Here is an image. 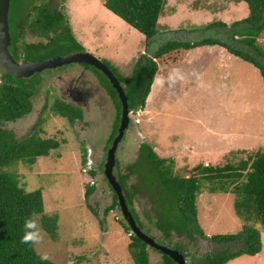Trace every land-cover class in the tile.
<instances>
[{"label": "rangeland", "instance_id": "obj_1", "mask_svg": "<svg viewBox=\"0 0 264 264\" xmlns=\"http://www.w3.org/2000/svg\"><path fill=\"white\" fill-rule=\"evenodd\" d=\"M102 2L54 0L52 6L57 5L65 13L72 35L84 48L107 61L116 74L125 78L133 74L141 56L152 55L166 40L192 41L218 36L227 40L228 31L224 29L223 33L220 27L209 30L206 26L216 21L231 25L249 14L245 1L167 0L159 19L158 34L147 38ZM32 4L33 0H26L24 4L22 0L13 1L10 13L13 27L19 15ZM38 12L39 9L34 16ZM259 39L264 47V32ZM66 48L63 46L51 56L71 54ZM220 53H224L226 59ZM41 54L46 55V52ZM199 55L201 58H193L188 65L167 68L168 74L178 70L183 79L177 77L175 83L169 81V86L161 90H158L161 86L154 85L145 108L131 113L130 126L117 146L115 175L119 173V165L122 171L138 160L143 142L153 145L167 165L172 166L173 174L180 177L190 176L191 169L200 164L223 167L230 162L237 163L246 158L247 152L264 146V81L260 70L222 47ZM79 66L72 63L60 79L45 77L49 73L36 75L39 80L42 76L45 78L41 81L44 86L40 84L42 89L37 90L41 93L33 100V110L3 126L18 139L38 132L41 137L55 138L60 144L49 156L38 157L35 164L19 162L8 170L17 173L27 191L41 188L45 213L59 215L55 238L43 228L42 217L38 216L39 225L46 233L43 242L35 245L39 254L47 253L50 260L58 264H135L128 248L132 231L125 229L123 224L127 222L120 207L106 214V208L114 200V191L104 174L103 163L107 158L104 152L114 124L117 126L118 107L110 97L105 95L103 100L96 96L91 109H83L81 117L74 121L52 109L54 97L48 92L59 93L60 88L65 91L70 86L69 77L75 72L81 73ZM93 74L94 70L88 75L89 79H94ZM98 76L108 87L104 76L101 73ZM93 83L98 86L97 82ZM222 131H229L232 138L231 134L223 133L219 142L216 133ZM239 140L242 142H235ZM85 147L90 151L86 164L82 161ZM91 170L96 171L95 176ZM88 184L96 188L87 201L84 194ZM233 185L228 179V190H232ZM211 186L213 182L204 179L201 184L204 190L197 193L196 200L198 220L205 237L192 241L186 234L176 231L173 234L174 244L186 245L190 256L199 257L218 250L219 246L207 237L238 233L243 229L244 222L234 206L235 195L231 191L214 192L208 189ZM154 202L147 196L134 199L135 209L146 226L153 227L157 220ZM262 238L263 248L258 255L243 254L227 264H264L263 231ZM148 252L150 264H164V253L149 246ZM191 261L188 257V264Z\"/></svg>", "mask_w": 264, "mask_h": 264}, {"label": "trees", "instance_id": "obj_2", "mask_svg": "<svg viewBox=\"0 0 264 264\" xmlns=\"http://www.w3.org/2000/svg\"><path fill=\"white\" fill-rule=\"evenodd\" d=\"M24 1L26 0H22V4ZM226 1H245L249 6L248 16L231 25L223 21H216L206 26L209 30L220 27L223 33L225 30L228 31L230 36L227 40L219 36L204 37L192 41L166 40L152 55L141 56L133 74L128 78L116 74L117 72L111 65L104 61L113 69L124 86L130 110L137 112L145 108L154 77L160 66H174L184 59L189 50L205 45H220L235 56L252 63L260 70L264 81V47L259 42V37L264 32V0ZM166 2L167 0H103V4L109 10L147 38H153L158 34L159 19ZM38 9L40 23L36 24L35 30L46 36L49 42L46 45H43L41 41L38 43L23 42L19 48L11 46L10 49L15 58L19 61L22 58H47L53 52H58L63 46H67L66 49L69 53L85 50L72 35L66 15L61 9L49 10L45 5ZM21 16L22 14L19 15V17ZM10 21L13 42H17L16 24L13 27L11 15ZM20 48L22 50H19ZM252 50L253 52H251ZM43 52L49 56L41 54ZM96 70L102 73L108 82L106 83L108 87L105 86L112 93L115 106L121 110L122 104L116 89L102 71ZM39 74L37 72L30 77L22 78L12 74H0L2 80L0 83V264H58L50 259L41 260V254L37 252L35 245H26L20 242L24 232V221L33 212L42 217L43 228L54 238L58 236L59 215H47L42 189L27 191L20 184L17 173L11 172L8 167L19 162L33 165L38 157L49 156L51 151L59 146L60 141L55 138H43L38 132L18 139L13 131L3 126L4 123L16 121L33 110V100L38 93H41V90L37 92L43 80V78L37 79L36 75ZM52 109L71 121L82 115L81 110L58 100L53 103ZM119 119L120 117L108 147L117 134ZM84 152L82 161L86 164L88 160L86 147ZM249 152H247L246 158L237 163L230 162L223 167L200 164L191 169L190 176L180 177L173 174L172 166L167 165L166 159L159 156L153 145L143 142L138 160L129 164L122 171L119 165V173L116 176L121 183L130 211L136 218L139 227L142 230H147L145 233L151 235L156 241L163 240L164 245L180 251L186 257L187 264L188 257L192 259L189 264H227L230 260L243 254L257 255L263 248L264 146H257ZM91 174L95 176L96 171L91 170ZM204 179L213 182V186L208 189L225 193L231 191L235 195L234 206L244 225L238 233H219L207 237L208 240L219 246L218 250H213L206 255H199V257L194 254L190 256L187 254L186 245L174 244L173 234L175 231L181 235L186 234L192 241L205 237L203 228L199 224L196 203L197 193L204 188L201 187ZM228 179L232 184H235L232 190H228ZM95 188V185L88 184L86 186L84 197L87 201ZM138 196H147L156 201L154 202L157 204L154 209L157 219L154 222L155 226H146L137 213L134 199ZM117 206L120 207L119 199L114 192V200L106 208V214ZM89 207L91 210L93 209L91 206ZM94 213L96 214V212ZM123 225L127 232L131 231L127 223L124 222ZM153 228H156L158 233L156 229L153 231ZM130 237L131 242L128 248L134 263L150 264L149 245L133 232ZM163 256L164 264H177L170 256L166 254Z\"/></svg>", "mask_w": 264, "mask_h": 264}, {"label": "water", "instance_id": "obj_3", "mask_svg": "<svg viewBox=\"0 0 264 264\" xmlns=\"http://www.w3.org/2000/svg\"><path fill=\"white\" fill-rule=\"evenodd\" d=\"M11 1L12 0H0V74H12L19 78L30 77L36 72H40L47 68H56L72 63H87L101 70L108 77L118 93L122 104V112L118 134L109 149L107 161L104 166L105 177L112 186V189L118 195L121 211L132 232L143 239L149 246L170 256L177 264H187V259L184 254L175 248L157 242L152 236L145 233L139 227L133 213L129 209L121 183L118 181L114 173L117 146L122 140L125 130L131 122L132 112L129 108L127 93L121 81L108 64L88 50L73 52L66 56H55L37 62L19 61L14 57L10 50L12 44V36L10 32Z\"/></svg>", "mask_w": 264, "mask_h": 264}, {"label": "flooded vegetation", "instance_id": "obj_4", "mask_svg": "<svg viewBox=\"0 0 264 264\" xmlns=\"http://www.w3.org/2000/svg\"><path fill=\"white\" fill-rule=\"evenodd\" d=\"M33 1H34V4H32V6H30L26 10L24 15L22 14V16L19 17V19H18V21L16 23L15 29H16V35L18 36V39H17V42L16 41L13 42V37H12L11 46L13 48H19V46L23 42L38 43V41L39 42L41 41V42H43V45H46L47 42H49V39H47L46 36L41 35L40 33H38L35 30L36 24L40 23V18L38 17V14L36 16H34V13L38 10L37 8H39L42 5H45L49 10H52V9H57L58 10L59 8H58L57 5L56 6H52V3H53L54 0H33ZM10 32H11V21H10ZM11 36H12V34H11ZM27 37H30L31 39L28 40ZM19 50H22V49L20 48ZM79 51H87V49L85 48V50H79ZM11 52H12V50H11ZM74 52H77V51H74ZM71 53H73V52H71ZM25 57H27V56H25ZM48 58H52V56L51 57H47V58L37 57V58H34V59H32V58L31 59L22 58L20 61L37 62L39 60H44V59H48ZM77 64L81 65V67L79 66L80 69H78L79 71H81V73L79 74V73L75 72V73H73V75H71L69 77L70 78V83H69L70 86H68L67 89H65V91H64L63 88L62 89L60 88V92L59 93H55L53 91L52 92H48L49 95L54 97V102L56 100L62 101V102H66V103H69L72 106H74L75 108H77V109L82 111L83 109L84 110H90L91 109V106H92L91 102L93 100H95L96 96L99 99H103L104 100V99H106L104 97L106 95L107 98L110 97L111 99L114 100V98L112 96V93H110L109 89L105 86V84L103 83L102 79L98 76L100 72H97V70H96L97 68L95 69L94 66H91V65H89L87 63H77ZM68 65L72 66V64H68ZM71 66L70 67H64V65H63V66L56 67V68H47V69H44V70L40 71L39 73L42 74V75H44V73H49V75H46L45 77H50L51 78V77L56 76V77H58L60 79V78L63 77L64 70L65 69L68 70V68H71ZM93 70H94V74H93V77L92 76L91 77L94 78V79H89L90 76H88V75L91 74V72ZM97 73H98V75H97ZM45 77L42 76V78H45ZM94 81L98 83V86L97 85L96 86L93 85ZM51 85L56 87V85L53 82H51ZM96 87H100V89H97ZM59 94L61 96V99H60ZM56 96H57V98H56ZM117 111H119V113L117 112V118H119L120 115H121L122 110L117 108ZM132 113H134V112L132 111ZM120 121H121V118H120ZM131 121H132V117H131ZM130 123H129L127 129L129 128ZM119 126H120V122H119ZM118 129H119V127H118ZM114 131H115V124H114L113 130H112V133ZM112 133H111V136H112ZM117 134H118V131H117ZM117 134H116V136H117ZM114 139H113V141H114ZM113 141H112V143H113ZM121 142H122V140L119 142V144ZM108 144H109V142H108ZM111 146H112V144L107 148L106 152H104V150H103V152L105 153L104 157L108 156V152H109V149L111 148ZM118 149L119 148L117 147V150ZM117 150H116V153L118 152ZM84 154H85V152H84ZM89 154H90V151H87V154H86L87 158H88ZM106 161H107V158H106ZM105 163L106 162L103 163V166H105Z\"/></svg>", "mask_w": 264, "mask_h": 264}, {"label": "clouds", "instance_id": "obj_5", "mask_svg": "<svg viewBox=\"0 0 264 264\" xmlns=\"http://www.w3.org/2000/svg\"><path fill=\"white\" fill-rule=\"evenodd\" d=\"M177 77H179L181 80L183 79V77L179 74V71L178 70H173V73H170L169 76L167 77V79L169 81H171L172 83H175ZM164 82H165V80H164L163 77H154V84H158V85H161L162 86L164 84ZM23 227H24V232H23V235H22L21 240H20V242L22 244H26V245H39L45 239L46 233L43 232V230L41 229V227L39 225L38 214L37 213L33 212L30 215V217L26 218L25 221H24ZM50 258L51 257L47 253H44V254H41L40 255V259L41 260H49Z\"/></svg>", "mask_w": 264, "mask_h": 264}, {"label": "crops", "instance_id": "obj_6", "mask_svg": "<svg viewBox=\"0 0 264 264\" xmlns=\"http://www.w3.org/2000/svg\"><path fill=\"white\" fill-rule=\"evenodd\" d=\"M103 1V0H102ZM103 3V2H102ZM140 32V31H139ZM205 46H209V48L208 49H201L202 47H205ZM205 46H201V47H197V48H193V49H191V50H189L188 52H187V54L185 55V57H184V59L180 62V63H178V64H175L174 66H176V65H180V64H186V65H188L192 60H193V58H197L198 56V58H201L200 57V55L199 54H202V53H204V52H207V51H209V50H212L213 49V51L214 52H216V50L218 49V48H221L222 46H220V45H205ZM222 48H224V47H222ZM200 49V50H199ZM226 49V48H225ZM227 50V49H226ZM156 51V50H155ZM228 51V50H227ZM230 53V52H229ZM220 56H222V58H224V59H226V55L224 54V53H220ZM170 67H173V66H160L159 67V69H158V72H157V74H156V76L155 77H163L164 78V80H165V82H164V84L161 86V85H159V86H161L160 88H158V90H161V89H163V87H168L169 86V84H168V82H169V80L167 79V77L169 76V74H168V72H167V68H170ZM186 75H187V73L185 72V70L183 71ZM154 85H157V84H154L153 83V86H152V90H151V92H150V94H149V96H148V98L150 97V95H151V93H152V91H153V87H154ZM155 91H157V89H155ZM160 94H162L161 93V91H160V93H159V95ZM154 96V95H153ZM227 132H229V131H222V133H216V136H218L217 137V140L219 141V142H222V136H223V133H227ZM227 134H231V133H227ZM230 137L232 138V134L230 135ZM246 137H248V136H246ZM241 140V139H240ZM235 141V142H237V143H240V142H242V141ZM211 147V146H210ZM232 152V151H231ZM206 153V152H205ZM264 232V231H263ZM262 240H263V238H262ZM258 255V254H257Z\"/></svg>", "mask_w": 264, "mask_h": 264}]
</instances>
